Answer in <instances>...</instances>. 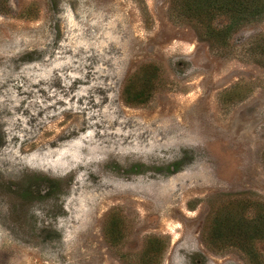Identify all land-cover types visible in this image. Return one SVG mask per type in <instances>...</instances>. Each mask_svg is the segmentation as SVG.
Here are the masks:
<instances>
[{"label":"rangeland","instance_id":"374dc122","mask_svg":"<svg viewBox=\"0 0 264 264\" xmlns=\"http://www.w3.org/2000/svg\"><path fill=\"white\" fill-rule=\"evenodd\" d=\"M184 1L0 0V264H264V17Z\"/></svg>","mask_w":264,"mask_h":264},{"label":"trees","instance_id":"16d2710c","mask_svg":"<svg viewBox=\"0 0 264 264\" xmlns=\"http://www.w3.org/2000/svg\"><path fill=\"white\" fill-rule=\"evenodd\" d=\"M189 3L190 0L184 1L182 10L196 20L203 34L216 45H226L231 34L242 25L264 17V0H197L195 6ZM256 48L259 50L258 53L264 56V39L262 45ZM239 221L243 220H238L236 217L226 219L219 216L215 231L223 240L243 242L246 239L243 238V234L245 236L248 230L245 233L240 231L238 234ZM244 221L249 224L245 218ZM249 233L264 239V211L261 212L260 223L251 226ZM244 246L247 245H241V249L246 248Z\"/></svg>","mask_w":264,"mask_h":264},{"label":"bare ground","instance_id":"6f19581e","mask_svg":"<svg viewBox=\"0 0 264 264\" xmlns=\"http://www.w3.org/2000/svg\"><path fill=\"white\" fill-rule=\"evenodd\" d=\"M119 125L120 127H126L128 126V124L126 122H118L117 120L114 121V120H111V121H106L104 123H102V129H104V133L101 134V133H98L97 136H102V137H107L108 136V132L110 129H113L115 125ZM101 126V125H100ZM121 130V128H119V131ZM120 133V132H119ZM96 135V134H95ZM95 137V136H94ZM84 148V147H83ZM55 169H58V166L55 167ZM103 191V190H102ZM106 193H102L101 190L98 192V195H94L91 197V199L93 201H95L96 203L100 202V200L106 196L105 195ZM96 208H99L98 206Z\"/></svg>","mask_w":264,"mask_h":264}]
</instances>
